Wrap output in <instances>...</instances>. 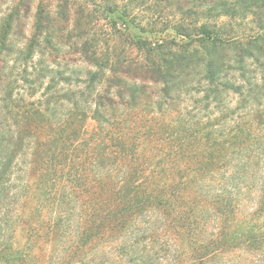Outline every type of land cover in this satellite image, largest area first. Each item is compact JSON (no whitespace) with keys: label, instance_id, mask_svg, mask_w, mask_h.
Here are the masks:
<instances>
[{"label":"trees","instance_id":"trees-1","mask_svg":"<svg viewBox=\"0 0 264 264\" xmlns=\"http://www.w3.org/2000/svg\"><path fill=\"white\" fill-rule=\"evenodd\" d=\"M30 2L0 23V264H264V0H40L20 46Z\"/></svg>","mask_w":264,"mask_h":264},{"label":"rangeland","instance_id":"rangeland-1","mask_svg":"<svg viewBox=\"0 0 264 264\" xmlns=\"http://www.w3.org/2000/svg\"><path fill=\"white\" fill-rule=\"evenodd\" d=\"M20 2V0H0V23L2 21V18L5 17V15H7L15 6H17V4ZM40 0H31L30 5H29V9L26 10L24 9L23 11V15H22V20H21V26L20 28L23 31V34L21 36L16 37V40L20 42V46H23L24 43L31 37L32 33H33V26L35 23V15L37 12V7L39 4ZM112 21V20H111ZM114 21L110 22L108 20L106 21H101L99 23V28L100 30L102 29L104 32L109 33L110 30L112 29V23ZM123 27V26H121ZM137 33L140 34L139 31H137ZM66 36V34L64 35ZM61 37V34H60ZM66 54V59L63 61L62 59L57 60L54 64H49L46 63V66L50 65V69L52 70H57L59 69V71H65L66 75H72L74 74V79L77 76H80L84 79V71H86V66L85 63L81 60V56L80 54H76L73 53L72 49L70 50L69 48H64L63 50ZM13 58H16V56H14ZM40 60V56L35 57V64H37ZM11 66L14 65V61L12 60L10 63ZM23 67V66H22ZM21 67V69H22ZM39 69V67H38ZM21 85V87L25 90L22 91V93L24 94H28L31 92V90H29V87L24 84L23 82L19 83ZM65 89H68L70 86L68 85H64L61 84ZM76 83H74L72 85L73 89L76 88ZM82 87V86H81ZM71 88V87H70ZM28 97V96H27ZM29 99V97H28ZM187 103L183 104V106H186ZM189 105H192V103L190 102ZM135 118H133L132 120L130 119V121L128 123H126V125L124 124L123 128L119 131H122L126 134H128L130 136V140H131V125H134L133 120ZM87 134L84 137V140H88L90 139V137L92 136V134L97 131V124L93 121V120H89L88 125H87ZM126 164V163H124ZM28 199L30 201H33L34 199H36V196L34 195V193L29 194ZM237 220H239V217L235 220V222H231V228L232 230H236L240 227V222H238ZM241 220V218H240ZM17 239L19 242L21 243H25L27 240V236L25 235V231L21 228H18V232H17Z\"/></svg>","mask_w":264,"mask_h":264}]
</instances>
